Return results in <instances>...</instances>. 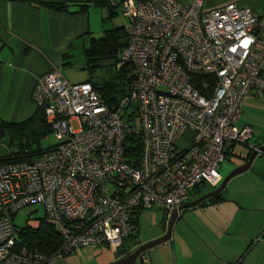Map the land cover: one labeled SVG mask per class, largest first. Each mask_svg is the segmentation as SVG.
I'll use <instances>...</instances> for the list:
<instances>
[{"label": "built area", "instance_id": "1", "mask_svg": "<svg viewBox=\"0 0 264 264\" xmlns=\"http://www.w3.org/2000/svg\"><path fill=\"white\" fill-rule=\"evenodd\" d=\"M121 6L127 42L117 66L128 68L127 92L114 109L90 82H69L58 67L36 80L32 98L56 143L31 160L0 162V264H51L101 244L116 251L139 211L161 207L170 215L197 185L217 188L231 145L264 155L251 142L253 126L237 125L245 100L264 92L257 12L235 2L206 10L201 0ZM128 136L140 139L136 161L126 154ZM36 204L60 240L51 252L25 245L13 222ZM137 262L147 264V255Z\"/></svg>", "mask_w": 264, "mask_h": 264}, {"label": "crops", "instance_id": "2", "mask_svg": "<svg viewBox=\"0 0 264 264\" xmlns=\"http://www.w3.org/2000/svg\"><path fill=\"white\" fill-rule=\"evenodd\" d=\"M108 1L113 15L119 6L122 11V0ZM177 1L189 5L195 0ZM229 2L252 8L264 24V0H201V5L208 10ZM91 8L95 13L99 9L103 19L113 16L105 6H91L79 13L74 12V7L56 11L21 0H0V117L3 120L17 123L33 114L37 105L32 92L37 78L54 67L60 68L83 37L89 41L93 37ZM82 41L85 44V39ZM245 102L237 125L253 126L255 134L251 142L264 146V134L255 123L258 118H241ZM234 145L226 150L227 154L237 155L233 169L243 164L251 153L249 148L245 153L239 152ZM7 153H1L0 157ZM211 190L200 188L191 194L189 201ZM187 226L191 232L183 233ZM171 230L169 239L148 250L147 264H264V155H257L248 169L231 177L221 193L178 212ZM137 241V246L143 244ZM102 258L96 264H110L120 257Z\"/></svg>", "mask_w": 264, "mask_h": 264}, {"label": "trees", "instance_id": "3", "mask_svg": "<svg viewBox=\"0 0 264 264\" xmlns=\"http://www.w3.org/2000/svg\"><path fill=\"white\" fill-rule=\"evenodd\" d=\"M21 1L43 5L56 11H67L69 7H74V12L79 13L86 12L91 6H105L109 9L110 14L113 15V9L108 0H63L62 2H42L39 0ZM126 42L127 36L124 26L112 27L103 31L100 38L91 37L89 47L84 50V56L88 64L98 60H104L108 66V73L102 80L87 82H90L94 89L99 92L101 98L110 109H114L119 100L126 95L127 92V80L125 75L128 68L126 66H117L119 52L126 45ZM195 80L200 82L198 78H195ZM129 112H131V110ZM49 134H51V127L46 122L42 106H36L33 114L21 122H8L0 117V140L7 138L9 149H16L13 152L9 150L6 156L0 157V162L31 160L39 156L49 148H43L40 143L41 139ZM140 144L139 138L128 136L125 142L127 157L134 156L136 161L140 152ZM203 186L206 185L203 183L197 185L191 194ZM206 188L208 190L211 189H209L208 186H206ZM138 218L135 221L136 226L133 232L125 238L122 246L114 251L116 258L131 253L137 247V244H139L136 239V234L139 231ZM39 219L41 221L38 227L31 228L25 225L21 228V240L25 245L31 248L37 247L43 252H51L58 247L60 240L53 227L46 223L44 217ZM129 239H131L132 242L129 243Z\"/></svg>", "mask_w": 264, "mask_h": 264}, {"label": "rangeland", "instance_id": "4", "mask_svg": "<svg viewBox=\"0 0 264 264\" xmlns=\"http://www.w3.org/2000/svg\"><path fill=\"white\" fill-rule=\"evenodd\" d=\"M98 12L99 9H97L95 13L93 11V8H91L90 30L92 32L91 36H93L94 38H100V33L102 32V30L105 31L112 27H119L124 25L126 22L122 15L120 6L116 8V15H113L112 17H107L105 19H103ZM83 39H85L86 41L85 44H83ZM89 44V38L87 39V37H83L78 42L76 47L71 49V51L69 52L70 56L67 58V60H65L64 63L60 65L59 69L62 73V76L66 78L69 82H97L102 80V78L108 73V66L106 65L104 60H98L89 64L87 63L86 58L84 56V50L89 47ZM243 112L244 113L241 117L242 119H245L247 116H256L258 118V120H255V123L256 125H258L259 130H261L263 135L264 92L259 96L246 101L244 104ZM190 135L191 133L187 131L183 134L182 138H180L181 145H185V141H189L188 138L190 137ZM254 140L258 141V138L256 140L255 137ZM40 143L43 148H47L54 145L56 143V139L53 134H49L45 138H42ZM233 147L237 151L244 153L247 152L248 149L247 145L237 143ZM9 150L10 149L7 145V138L0 140V154L7 153ZM236 160L237 155L235 156L233 153L227 154L218 169L221 177L227 176L232 171L233 166H235L234 164L237 163ZM206 189V186L201 187L202 191H205ZM140 212L141 213L139 215V231L136 234L137 240L141 241L142 243H145L160 238L166 233L170 215H167L163 208L153 207L151 209H143ZM43 216V206L38 204L30 205L20 210L15 215L13 222L15 226L22 228L27 224V221L29 219L41 218ZM184 223H186V221H184ZM189 232H191V228L187 226V229H185L183 233ZM128 242L130 243L132 242V240L129 239ZM147 252L148 250L145 252V255H147ZM114 256L115 252L109 247L104 245H96L92 248L85 247V249L80 248L76 251H72L71 253L64 255L63 257H60L51 264H96L98 263L97 261L100 260L101 257H105L107 259L108 257L112 258Z\"/></svg>", "mask_w": 264, "mask_h": 264}, {"label": "water", "instance_id": "5", "mask_svg": "<svg viewBox=\"0 0 264 264\" xmlns=\"http://www.w3.org/2000/svg\"><path fill=\"white\" fill-rule=\"evenodd\" d=\"M261 150L264 151V146H261ZM256 156H257V153L255 151L251 152L250 154H248L245 162L243 164H241L240 166H237L236 168H234L227 176H225L217 188L199 196L198 198H196L192 201L185 202L184 204H182L178 208V210L172 212L170 214V217H169L166 233L163 236H161L160 238H157L155 240H152V241L138 245L131 253L116 259L115 261L111 262L110 264H137L138 263L137 262L138 257L141 253H144L147 250H149L150 248H152V247L166 241L167 239H169L170 233H171V228H172L174 221L177 218L178 212L185 210L187 208L196 206V205L200 204L201 202L205 201L206 199H209V198L221 193V191L224 189L228 180L231 177H233L234 175H237V174L245 171L246 169H248L250 167L253 159Z\"/></svg>", "mask_w": 264, "mask_h": 264}]
</instances>
